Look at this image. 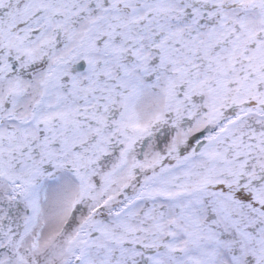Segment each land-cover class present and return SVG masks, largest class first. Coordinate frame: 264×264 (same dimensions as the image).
<instances>
[{"label": "snow or ice", "instance_id": "obj_1", "mask_svg": "<svg viewBox=\"0 0 264 264\" xmlns=\"http://www.w3.org/2000/svg\"><path fill=\"white\" fill-rule=\"evenodd\" d=\"M0 264H264V0H0Z\"/></svg>", "mask_w": 264, "mask_h": 264}]
</instances>
